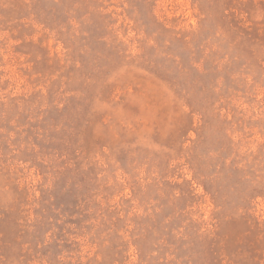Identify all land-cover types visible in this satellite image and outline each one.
Returning a JSON list of instances; mask_svg holds the SVG:
<instances>
[{
    "label": "rangeland",
    "instance_id": "1",
    "mask_svg": "<svg viewBox=\"0 0 264 264\" xmlns=\"http://www.w3.org/2000/svg\"><path fill=\"white\" fill-rule=\"evenodd\" d=\"M0 264H264V0H0Z\"/></svg>",
    "mask_w": 264,
    "mask_h": 264
}]
</instances>
